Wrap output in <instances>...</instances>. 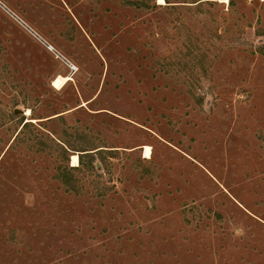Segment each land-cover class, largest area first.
<instances>
[{
    "label": "rangeland",
    "instance_id": "1",
    "mask_svg": "<svg viewBox=\"0 0 264 264\" xmlns=\"http://www.w3.org/2000/svg\"><path fill=\"white\" fill-rule=\"evenodd\" d=\"M0 264H264V0H0Z\"/></svg>",
    "mask_w": 264,
    "mask_h": 264
},
{
    "label": "bare ground",
    "instance_id": "2",
    "mask_svg": "<svg viewBox=\"0 0 264 264\" xmlns=\"http://www.w3.org/2000/svg\"><path fill=\"white\" fill-rule=\"evenodd\" d=\"M160 2L162 0H159ZM67 77L64 76H59L58 78H56V80L54 81V85L56 86V88L60 87L61 85H63L65 83V81L67 80ZM28 111V110H27ZM144 156L148 157L149 156V147L148 146H144ZM72 159L75 161L76 160V156L75 154L72 156Z\"/></svg>",
    "mask_w": 264,
    "mask_h": 264
},
{
    "label": "water",
    "instance_id": "3",
    "mask_svg": "<svg viewBox=\"0 0 264 264\" xmlns=\"http://www.w3.org/2000/svg\"><path fill=\"white\" fill-rule=\"evenodd\" d=\"M54 51V50H53ZM55 52V51H54ZM56 53V52H55ZM63 61H65L66 63H68L67 62V60L66 59H64V57L62 56V55H60V54H57ZM15 112H17V110L15 109Z\"/></svg>",
    "mask_w": 264,
    "mask_h": 264
},
{
    "label": "built area",
    "instance_id": "4",
    "mask_svg": "<svg viewBox=\"0 0 264 264\" xmlns=\"http://www.w3.org/2000/svg\"><path fill=\"white\" fill-rule=\"evenodd\" d=\"M69 64V63H68ZM70 65V64H69ZM70 67H71V69H73V66L72 65H70Z\"/></svg>",
    "mask_w": 264,
    "mask_h": 264
}]
</instances>
